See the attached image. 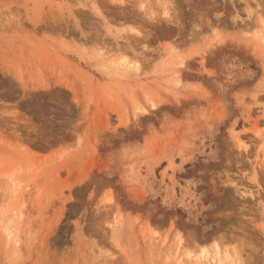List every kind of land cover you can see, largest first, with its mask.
Instances as JSON below:
<instances>
[{"label": "rangeland", "instance_id": "374dc122", "mask_svg": "<svg viewBox=\"0 0 264 264\" xmlns=\"http://www.w3.org/2000/svg\"><path fill=\"white\" fill-rule=\"evenodd\" d=\"M0 264H264V0H0Z\"/></svg>", "mask_w": 264, "mask_h": 264}]
</instances>
